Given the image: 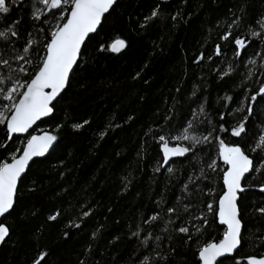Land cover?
Returning <instances> with one entry per match:
<instances>
[{
    "label": "trees",
    "instance_id": "obj_1",
    "mask_svg": "<svg viewBox=\"0 0 264 264\" xmlns=\"http://www.w3.org/2000/svg\"><path fill=\"white\" fill-rule=\"evenodd\" d=\"M30 2L8 0L10 13L0 19L3 30L6 23L23 18L17 25L18 49L28 32L40 39L36 28L42 25L34 26L28 18ZM157 6L159 15L145 21ZM261 17L264 0H117L98 33L87 40L80 66L54 103L52 115L31 130L56 135L57 144L29 166L18 184L14 207L1 220L9 236L0 247V264H34L41 252L47 253L41 264H141L145 256L149 264H198V247L223 236L218 220L200 203L218 202L222 195L223 163L218 161L215 173L206 169L207 152L219 142L197 149L202 159L177 158L161 167L157 137L162 129L167 133L170 127L183 126L203 104L213 125L205 123L200 130L215 127L214 135L227 144H240L258 162L250 149L264 132V98L251 101V96L264 82V43L252 38L249 29L258 30ZM229 31L231 36L221 39ZM237 36L249 40L240 57L234 55ZM117 39L126 42L121 52L100 51V45L107 47ZM0 48L8 53L2 42ZM31 51L35 55V44ZM249 59L255 65H246ZM230 67L233 71L222 77ZM249 106L253 113L244 139L219 131L220 123L230 130L241 116H248ZM221 113H227L224 121ZM75 124L83 126L75 129ZM26 138L7 140L0 127V145L7 147H0V158L10 162ZM169 167L174 171L168 172ZM202 167L210 178L189 183L185 191L188 176H200ZM262 183L264 172H252L239 194L243 227L234 257L243 264L248 256L264 255V214L258 212L264 207ZM209 189L213 194L204 195ZM185 205L197 214L203 211L209 221L199 244L186 243L187 237L176 230L182 224L191 227ZM168 207L176 211L169 214ZM85 211L89 215L84 216ZM153 214L158 219L145 223ZM51 215L56 219L50 220ZM221 261L236 264L233 257Z\"/></svg>",
    "mask_w": 264,
    "mask_h": 264
},
{
    "label": "snow or ice",
    "instance_id": "obj_2",
    "mask_svg": "<svg viewBox=\"0 0 264 264\" xmlns=\"http://www.w3.org/2000/svg\"><path fill=\"white\" fill-rule=\"evenodd\" d=\"M23 4L24 0H20ZM117 3V0H31L28 18L37 27L36 31L40 33V39L32 37V33H26L28 39L22 48L18 49V41L21 38V32L18 29L22 21L13 19L10 23H6L5 28L0 30V42L5 44L8 53L0 48V127L4 130L7 140L13 139V134H28L26 143L23 144L22 151L17 149L19 155L11 154L10 162L0 158V217L4 216L14 207L15 196L18 190V180H20L26 168L34 157H42L54 147L57 136L50 132L33 135L29 131L44 117L50 116L54 111V101L68 88L70 85V77L75 74V70L80 66L79 61L84 55L83 49L86 42L90 39V34L98 33L102 21L106 18V14H110ZM158 7L151 11L150 16L145 17V21H149L159 15ZM8 0H0V14H4L0 19H7L10 13ZM175 19V17H174ZM239 18L233 23H238ZM257 29H249L252 38L260 40L264 43V17L256 21ZM231 27V25H229ZM231 32L225 33L221 39H228ZM36 45V53L33 55L32 47ZM236 46L234 55L240 57L241 51L244 50L249 40L237 36L234 40ZM126 46V42L117 39L107 47L100 45V51L110 50L119 52ZM216 54L220 55V46H216ZM260 55V53H256ZM198 57L197 59H202ZM21 61L23 63H21ZM15 63V66L13 64ZM247 64L255 65V60L249 59ZM264 68V63L261 64ZM31 73L30 79L25 80L24 76ZM233 71L231 67L224 71L221 76L229 75ZM6 73V74H5ZM253 75L251 68L248 69V77ZM195 92H193V96ZM264 98V82L258 89V92L251 96V101H256L257 97ZM228 99V98H226ZM238 112H244L245 109L239 108ZM248 116H241L239 122L230 128L224 123L219 124V131L228 133L235 138L244 139L247 131L246 122L248 117L253 113V108H247ZM227 113L220 114V120L226 119ZM204 119L201 120L200 117ZM87 124L88 121H84ZM207 124L213 125V121L208 119L203 104L199 106V111L192 110V118L186 120L183 126L176 129L169 128L167 133L161 130L157 140L159 142L160 152L162 153L163 163L160 165L175 162L173 158L197 159L203 158L197 149L203 150V147L213 145L214 141H218V148L215 146L207 152L206 169L215 173L219 168L218 161L222 162L223 168V190L219 196L218 202L215 200L201 201L207 213L212 214L218 223L224 226L222 239L218 242L207 241L198 247V264H222L218 258L233 257L236 264H243L241 258L234 257V252L240 247L242 239V217L239 209L240 193L246 189L243 181L248 179V175L252 172H264V132L254 138L255 143L251 147V151L257 154L258 162H254L246 154V149L238 143L227 144L219 135H214L215 127L211 130H200V126ZM82 124H75V129L81 128ZM206 131V134H205ZM147 134V133H146ZM101 138L104 132H100ZM175 142V143H173ZM5 147L6 144L0 145ZM168 172L174 169L169 167ZM208 172L205 168H200V176H188V183L184 184V190L187 191L189 183L195 184L198 180L209 179ZM198 187V185H197ZM264 192V183L259 187ZM203 192V190H200ZM213 189L204 192V195H212ZM191 195V193H189ZM179 197L177 201L179 202ZM190 206H184V212L190 218L191 227L179 226L176 230L184 234L188 241L199 244L202 235V229L208 226L209 221L206 214L200 211H190ZM176 208L168 207L169 214L174 213ZM258 212L264 214V207L258 209ZM84 216L89 212H83ZM50 220H55L56 216H49ZM158 219V214L151 215L145 223ZM169 223H175L169 219ZM79 225H77L78 227ZM194 229V231H193ZM133 235H139L134 232ZM9 236V228L0 224V243L5 241ZM194 237L196 239L194 240ZM160 239L159 236L156 237ZM159 255V254H157ZM47 256L46 252H41L39 258L34 264H41ZM166 260V257H161ZM141 264H149V257L145 256ZM246 264H264V255L248 256Z\"/></svg>",
    "mask_w": 264,
    "mask_h": 264
},
{
    "label": "water",
    "instance_id": "obj_3",
    "mask_svg": "<svg viewBox=\"0 0 264 264\" xmlns=\"http://www.w3.org/2000/svg\"><path fill=\"white\" fill-rule=\"evenodd\" d=\"M170 0H160V2H162V3H167V2H169ZM95 34V33H94ZM91 35H93V34H90V36ZM124 49V48H123ZM123 49H121L119 52H121ZM119 52H116V53H119ZM62 95V94H61ZM60 95V96H61ZM59 96V97H60ZM58 97V98H59ZM57 98V99H58ZM56 101H54L53 103H55ZM52 115V114H51ZM50 115V116H51ZM50 116H48V117H50ZM48 117H44V118H42L40 121H42V120H44V119H46V118H48ZM40 121H37V124L40 122ZM36 124V125H37ZM36 125H34L33 126V128L36 126ZM30 132H31V129L29 130ZM44 132H48V131H42V132H40V133H33V135H38V134H42V133H44ZM14 136H17V137H28V134L27 133H25V134H13V137ZM26 143V142H25ZM56 144H57V141L56 142H54V147L56 146ZM54 147L53 148H51L50 150H49V152L48 153H46L44 156H42V157H34L31 161H29V165H28V167L26 168V171H27V169L29 168V166L33 163V162H35V161H37V160H39V159H42V158H44V157H46L53 149H54ZM161 155H162V153H161ZM179 158V157H178ZM173 159H177V158H173ZM168 165V164H167ZM164 166H166V165H164ZM163 166V167H164ZM26 171H25V173H26ZM25 173H23L22 174V176H21V178H20V180L22 179V177L25 175ZM246 175H249V174H246ZM20 180H18V184H19V182H20ZM12 210V209H11ZM10 210V211H11ZM10 211L8 212V213H10ZM8 213H6L4 216H2V217H0V224H3V223H1V220L8 214ZM219 224V223H218ZM220 225V224H219ZM223 229H224V226H222V225H220ZM7 239V237L5 238V240ZM5 242V241H4ZM3 242V243H4ZM3 243H0V247L3 245ZM239 249V248H238ZM237 249V250H238ZM237 250L234 252V254L237 252ZM234 254H233V256H234ZM224 258H230V257H228V256H226V257H222V258H218L219 260H222V259H224Z\"/></svg>",
    "mask_w": 264,
    "mask_h": 264
}]
</instances>
